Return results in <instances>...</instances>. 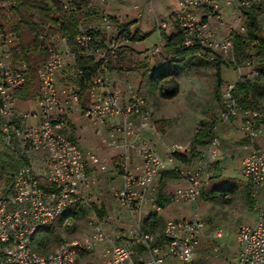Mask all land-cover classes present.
Returning a JSON list of instances; mask_svg holds the SVG:
<instances>
[{
    "label": "built area",
    "instance_id": "obj_1",
    "mask_svg": "<svg viewBox=\"0 0 264 264\" xmlns=\"http://www.w3.org/2000/svg\"><path fill=\"white\" fill-rule=\"evenodd\" d=\"M64 11H81L88 17L81 19L72 34L59 32L60 24L45 25L36 35L35 45L46 52L45 59L34 67L39 81L37 106L22 108L18 105V91L29 81L31 67L14 54L13 46L20 41L15 31L0 27V133L4 145L15 152L21 164L7 175L5 187L0 191V264H77L80 251L110 241L105 224L94 220L93 231L83 239L62 241L44 253L34 248V238L40 229L51 226L73 206L90 204L88 193L98 185L97 176L89 171L93 166L100 172L110 167L108 158L95 153L84 154L81 145L68 135V102L79 103L81 85L88 91L90 105L85 116L96 125L109 117L115 118L106 133L100 128L102 141L119 149L124 158V185L114 192L121 207L133 214L140 223L146 206L155 209L150 190L167 170L165 159L152 143L143 137L145 132L154 133L151 113L145 99L130 83L128 100L122 102L123 91L115 87L108 76V58L117 49L115 38L120 35V22L106 14H97L94 9L78 6L74 0H57ZM258 0H238L240 11L235 23L230 26V35L216 37L210 25L186 11L188 6L206 4L218 14V6L210 0H181L180 19L187 31L193 35L186 45L198 40L223 59L234 60L233 31L245 32L247 17L243 8ZM15 0H0V9L11 13L16 8ZM60 20L61 15L56 12ZM196 38V39H195ZM203 49L198 53L202 55ZM159 48L149 50L155 55ZM84 54L94 59L97 68L88 74L77 64V55ZM214 59V54L210 56ZM248 66H252L247 62ZM73 68L74 81L59 84V77L66 68ZM255 74V71H254ZM80 80L82 84L77 82ZM235 84H228L223 92V119L230 122L238 114V103L234 96ZM256 119L264 116L251 109L243 111L239 131L250 140L247 153L241 160V175L256 189L264 187V144L257 146L256 140L264 133V127L255 125ZM139 160L132 165V154ZM188 155L189 150L180 143L169 148V154ZM223 155L222 142L218 136L212 138L205 161L192 170L175 168L174 172L186 180L188 187L178 188L171 194L174 202L193 201L200 197L202 187L217 172L210 164ZM33 158H39L37 163ZM42 182L51 187L45 188ZM140 229V227L138 226ZM205 223L199 218L167 219L164 228L165 244L155 245L154 236L142 233L150 256L145 260H134L130 249L116 242L102 252L104 264H193ZM216 237H223L221 230ZM240 247L238 257L229 264H264V208L253 223H243L237 230Z\"/></svg>",
    "mask_w": 264,
    "mask_h": 264
},
{
    "label": "crops",
    "instance_id": "obj_2",
    "mask_svg": "<svg viewBox=\"0 0 264 264\" xmlns=\"http://www.w3.org/2000/svg\"><path fill=\"white\" fill-rule=\"evenodd\" d=\"M210 1L217 4V15H215L210 6L206 4L188 6L186 10H190L189 12L192 10L196 11V16L201 21H205L210 25L212 32L216 37L223 38L229 36V28L233 25L234 16L240 10L238 0ZM180 2L181 0H119L117 4H112L111 2L108 6H105L102 12L103 14H108L111 17L116 18L121 24L132 23L131 31L133 33L137 32L141 39L138 41L127 40L123 44L140 52L141 59H152L154 55H151L149 50L158 47L159 51L156 54L163 51V46L165 44L164 36L169 35L173 28L172 17L180 15ZM256 7L258 8L264 30V6ZM153 34L157 35V41L151 45H146L145 41ZM205 61L210 60L202 59V56L200 55L188 57L186 60L188 67L179 71L175 75L180 88L178 94L172 98L179 100L183 94L188 92H191V95L195 97L194 106L197 109L196 116L187 123H177L159 118V114L155 112V106L159 101L161 94L157 84L143 82L142 77L137 72L120 71L112 68L108 69V76L113 82V85L115 87H120L123 91L124 98L122 99V102H127L129 92L127 85L123 81L124 77H128L130 79L132 86L137 89L140 95L145 99L146 107L151 113V118L155 126V132L153 134L145 132L143 137L152 143L156 151L166 161L167 170H165V172L160 176L159 180L151 188L149 193L155 204V209L146 206L147 211L143 214L139 224L136 223L133 214L121 207L113 195L116 190L122 188L124 185V158L120 156L119 149L104 143L102 141V135L98 132V128H100L103 133H106L110 124L117 120L109 117L103 124L96 125L92 122V120L86 117L84 112L90 105L88 91L85 95L81 94L79 103L73 101L68 102V135L78 141L86 156L89 153H95L101 157L108 158L110 161V167L104 172H100L93 166L89 167V171L93 172L98 178V185L93 191L88 193L90 204L78 205L76 212L70 213V215L62 221L60 228L55 230H46L41 236L37 235L34 238L35 244H33L39 248V251L46 253L62 241L77 239L65 238L64 235L67 234L69 226L77 221L78 218L84 216L87 208L89 207L95 209L92 213L93 216L90 221L91 233L93 231L94 220H101L106 226L110 236V241L105 244L95 246L92 249L80 251L77 264H104L102 252L107 250L111 246L112 242L127 246L130 249L134 260H145L149 258L150 253L145 240L142 238V233H149L153 235L155 245L163 247L165 244L164 228L168 218L196 217L202 220V212H204L203 210L207 206L217 203H231L233 197L239 193L243 194L246 202L256 209L255 217L245 221L244 223H253L256 220L261 210L264 208V187L255 189L252 184L245 180L241 175V160L247 153L250 140L239 130L235 131L234 129H230L229 132L221 130L224 122L226 121L223 122V119L220 118L219 114L222 108L224 110V106L215 105V103H218L219 105L221 100L217 97L216 72L212 61H210L211 72L214 79L213 88L210 90V93L212 94L208 102L206 100L202 101V93L206 91L202 88V64H204L203 62ZM227 65L228 64L222 67V87H225L227 79L226 74H228L229 71ZM229 66L230 69L234 70V72H238L239 75L231 84H235L242 76L252 78L255 75L254 68L252 66H248L246 64L242 65L243 67L245 66L246 68H251L250 72L247 74H242V66L237 69L231 65ZM72 70L73 68L71 67L66 68L60 75V85L74 81L72 77ZM182 76L191 77V79L181 82L180 77ZM77 82L81 84L79 79ZM18 99V105L22 108L37 106V96L26 100L18 96ZM255 111L260 112L264 116V113L260 110ZM255 125L258 127H264V119H256ZM201 134L202 137L200 136ZM215 136L221 137L223 142L226 140H233L236 147L228 150L224 145H222V158L219 161L210 164V167L224 178H234L240 180V188L235 193L228 194L225 200L209 201L205 200L200 195L198 199L193 201H172L171 194L176 189L188 187L186 180L177 175L174 172V169L181 168L188 170L197 163H203L205 161L208 146L212 138ZM174 143L183 144L189 150L188 155H186L188 158L186 161L180 160L175 155L169 154V148ZM255 144L257 146L264 144V133L258 137ZM131 154V163L134 165L139 160L136 158L134 151H132ZM38 160L39 158H33L34 163H37ZM233 172H237L239 175L235 176L233 175ZM108 191L109 193L111 191L110 194L112 196V200L107 206L105 203L103 204L102 196L104 194L108 195ZM202 203H206L208 205L202 208ZM108 207L112 208L113 212H116L115 217L109 213ZM118 218L120 220H118ZM58 219L59 218H57V220ZM116 223L119 226L118 229H116ZM207 229L208 225L205 223L204 233L200 238V245L197 249L193 264H212L210 261L202 262V258L199 257L200 254L202 255V249L208 248L207 244L204 245L202 243V238L206 235L205 231ZM219 230L223 232V237H221V239L226 237L224 228H217L211 236L216 237L215 234ZM38 236H40V243L37 240ZM225 242L226 240L222 242L221 245H224ZM239 251L240 247L238 244L235 258H226L223 263L219 262L215 264H229L238 257ZM166 262L167 264L172 263L168 258L166 259Z\"/></svg>",
    "mask_w": 264,
    "mask_h": 264
},
{
    "label": "trees",
    "instance_id": "obj_3",
    "mask_svg": "<svg viewBox=\"0 0 264 264\" xmlns=\"http://www.w3.org/2000/svg\"><path fill=\"white\" fill-rule=\"evenodd\" d=\"M15 1L17 6L13 12L6 13L0 9V27L6 31L18 33L20 41L13 46L14 54L16 57L25 60L32 69L26 87L18 91V96L26 100L35 98L39 94V81L34 67L46 57V52L39 50L35 45L36 35L43 30L45 25L53 22L60 24V33L72 34L77 23L88 17V14L81 11L66 12L57 0ZM74 2L80 7L94 9L93 0H74ZM56 12L61 15L60 20L56 17ZM212 12L214 13L213 9ZM242 13L247 17L245 32L236 30L231 33L234 41V60L226 61L211 49H203L198 40H195L193 45H186L185 41L193 35L183 26L179 15L172 17L173 28L169 35L164 36L163 51L155 54L152 59H141L140 52L123 44L127 40L138 41L141 37L137 32L131 31L132 23H120V35L114 39L117 44L116 52L114 55L110 54L108 58L109 68L137 72L142 77L143 82L157 84L163 97L172 98L178 94L180 88L179 82L175 78L176 73L188 67L186 63L188 57L198 55L203 49L200 56L202 59L210 60L213 63L216 72L217 97L221 100L222 67L227 63L237 69L250 62L255 71L254 77H240L235 83L233 93L240 110L261 111V108L264 107V30L256 6L243 8ZM212 54H214V59H210ZM77 64L86 74L89 71L94 72L97 68L94 59L84 54L77 55ZM86 92V87L81 85V94L85 95ZM200 136L202 137V134ZM174 155L183 161L188 159L184 154L176 153ZM13 167L6 152L0 150V180ZM41 185L45 188L51 187L46 182H42ZM240 185L241 181L238 179L224 178L216 174L202 187L201 196L209 201L225 200L228 194L238 191ZM62 215L66 219L70 215L69 209ZM34 244L33 246L36 248Z\"/></svg>",
    "mask_w": 264,
    "mask_h": 264
},
{
    "label": "rangeland",
    "instance_id": "obj_4",
    "mask_svg": "<svg viewBox=\"0 0 264 264\" xmlns=\"http://www.w3.org/2000/svg\"><path fill=\"white\" fill-rule=\"evenodd\" d=\"M93 1H94L93 2V8L97 11V14L100 15V14H103L102 11H103L105 6H108L109 4H111V2H112V4H114V3L117 4L119 0H93ZM254 6H264V0L256 1L254 3ZM186 11L189 12L190 10L187 9ZM191 12H193V13H191ZM191 12H190L191 14L196 16V13H195L196 11L192 10ZM237 13L234 16V21L232 24L235 23V18L237 16ZM106 15H108V14H106ZM197 19H199V18L197 17ZM156 41H157V35L153 34L152 36H150L145 41V44L151 45V44L155 43ZM203 63L204 64H202V88L206 91H204V93H202V101L206 100L208 102V100H210V98H211L212 93H210V90L213 88L214 79H213V74L211 72L210 61H205ZM227 67L229 68L228 69L229 71H228V74H226L227 79H226L225 87L228 84L233 83L234 80L239 76L238 72H234V70L230 69L229 65H227ZM250 69L251 68H246L245 66L244 67L242 66V70H241L242 74L249 73ZM225 87L224 86L222 87L221 102L219 105H218V103H215L216 106H224L223 92H224ZM223 112H224V110L222 108L221 112L219 113L221 119H223V116H222ZM261 112L264 113V107L261 108ZM242 119H243V111L238 109V114L235 117H233L230 122H224V119H223L224 124H223L221 130L224 132H229L230 129H234L235 131L239 130L240 123L242 122ZM219 138L221 140V137H219ZM221 142H223V139L221 140ZM222 145H224L228 150L236 147L235 142H233V140H226L222 143ZM0 150H3V152H6L7 158L9 160H11V162L14 166L13 169H15L17 166H19L21 164V160L18 157V155L15 152H13L11 149H8L2 141H0ZM197 164H195V165H197ZM195 165L192 166L188 170H192L193 167H195ZM12 170H10L6 174H4L3 178L0 180V191L5 187L4 185L7 182V175ZM233 175L237 176V175H239V173L233 172ZM107 193H108V195L104 194L102 196V199H103V204L105 203L108 206L111 203L112 196L110 194L111 191H110V193H109V191ZM237 199H240V200H243L246 202L244 195L239 193L238 195L233 197L231 203H228V204L217 203L214 205L210 204L209 206H207L203 210L204 212H202V220H203V222L206 223V225H208V229L205 231L206 235L202 238V243L204 245L207 244L208 248L202 249V255L200 254V256H199L202 258V262L210 261L212 264L219 263V262L223 263L224 259H226V258L233 259L236 257V249L238 248L237 237H236L237 230H238V227L241 224H243L244 222L232 223L229 220L225 219L224 212L227 211V206L232 204L233 201L237 200ZM206 205H208V204L202 203V208ZM108 208H109V213L112 214L113 217H115L116 212H113L112 208H110V207H108ZM76 209H77V206H73L70 208L69 212L75 213ZM222 209H223V211H222ZM94 210L95 209L92 207L87 208L84 216H81L80 218L77 219V221H75L73 224H71L69 226V229L67 230V234L64 235V237L65 238L83 239L85 237L90 236L91 235L90 221H91V217L93 216L92 213L94 212ZM96 212H98V211H96ZM204 215H206V216H204ZM64 218H65L64 215H61L54 225L46 226V227L40 229L37 235L41 236L44 233V231H46V230H55V229L60 228ZM118 220H120V219L118 218ZM118 228H119V226L117 224L116 229H118ZM217 228H224V230L226 232V234H225L226 237H224L222 239L218 238V237H212L211 234H213ZM40 236H38V239H37L39 243H40ZM225 240H226L225 244L221 245L222 242H224ZM35 247H36V249H39L37 246H35Z\"/></svg>",
    "mask_w": 264,
    "mask_h": 264
},
{
    "label": "clouds",
    "instance_id": "obj_5",
    "mask_svg": "<svg viewBox=\"0 0 264 264\" xmlns=\"http://www.w3.org/2000/svg\"><path fill=\"white\" fill-rule=\"evenodd\" d=\"M188 79H191V77H180L181 82ZM194 99L195 97L191 95V92L183 94L179 100L163 97L161 93L155 106V112L159 114L160 119L187 123L196 116L197 109L194 106ZM255 215L256 209L240 199L234 200L232 204L227 206V211L224 212L225 219L232 223L248 221L254 218Z\"/></svg>",
    "mask_w": 264,
    "mask_h": 264
}]
</instances>
